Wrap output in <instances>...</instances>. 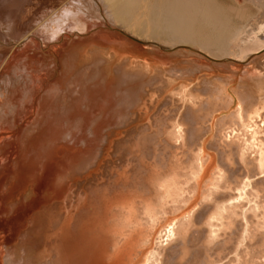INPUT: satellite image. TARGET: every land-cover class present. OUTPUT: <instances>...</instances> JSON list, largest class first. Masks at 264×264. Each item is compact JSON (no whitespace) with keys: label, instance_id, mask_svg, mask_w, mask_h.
I'll return each mask as SVG.
<instances>
[{"label":"rangeland","instance_id":"rangeland-1","mask_svg":"<svg viewBox=\"0 0 264 264\" xmlns=\"http://www.w3.org/2000/svg\"><path fill=\"white\" fill-rule=\"evenodd\" d=\"M64 1L65 0H0V11L2 12V15H0V71L4 68L0 76V91H3L4 94H7L8 88L12 94H18L22 97V99L17 102V108L20 110V120L17 122L14 120L13 116L10 115L7 119L0 122V264H15L14 261L17 262L16 259L11 256L12 253L10 249L14 247V245L17 246V243L20 240H23L27 232L35 226V222H37L42 213H45L50 208L56 207L57 203H61L63 205L67 204L68 207L66 206V210L69 211L70 209V212H72L70 214V216L72 215V218H69L70 224L75 223V221L77 222V215H80L82 209H84V206L73 208L74 210L72 207H70V203H68L70 200L66 199L65 197L63 198V196L66 195L65 191L68 190V186H70L69 190L73 186L71 197L72 200H75L78 198L77 195H90L91 190L93 191V189H97V187H102L104 189L108 187L112 188L109 183L114 182L112 178L115 175L114 172H126L125 174L123 173L122 176L120 175L121 178L119 182H121L122 185L125 183L134 184L139 181V175H136L138 174V162L135 160V158H137V155L141 154H144L145 156L147 155L146 161L148 165L150 163L148 167H150V169L155 173H164L165 170H167V166H169L174 168L179 167L182 172H188L189 175H192V170L189 169V164L196 161L194 158L197 155L201 160V164L206 165H203L205 167V174L200 180V188L199 191L195 193V195L191 194L189 196L184 193L185 196L187 195L188 200L185 198L187 204L182 206L180 205L179 208L177 207L170 210L171 212L168 211L169 213L166 215V218L159 220L160 224L158 223L156 225V230L154 233L152 232L151 239H146L147 242L149 241L148 246L147 243H145L146 245L144 246V243H141L140 245L136 244L137 246L142 245L143 247H139L141 250H135L136 245H134V243L131 246V249L134 248L135 251L128 257H125V255L121 257L118 264H129L130 261V264L148 263L150 260V254H148V252H155L156 242L158 240H163V237L158 239L156 238L159 236V234H165V229L170 231L172 238L164 237L166 238V243H163L165 245L167 244V248L164 250V252H162L163 250L160 251L161 256H159H163V260H160L161 264L163 263L162 261H164L163 264H205L204 260L207 259H209L208 262H212V264H235V259H238L241 256H245L244 259L246 262L248 261V263L252 260L253 263L250 264L264 263V235L262 233H256L255 231L258 226V219L252 213V209L250 208L252 204H247V201L251 202L249 194L247 196V200H244L242 203L240 201L236 203L238 207L235 206L234 209L237 211V213L233 215V221L231 220L232 222L226 219H211V223L203 220L206 219V215L213 209L214 206L217 208V206L230 205L229 203H231L230 201L232 200H234L233 202L237 201V196L240 194L239 188L241 185L239 186V184H241V181L250 180L249 186H251L247 187V193L250 190H261L260 194L264 196V168L260 173L259 171H255L253 169V167L255 168L256 164L257 166L260 164V157L262 154L257 152L258 150L255 151V153H253L254 151L251 153L250 151L246 150V152H249L250 154L246 153L247 155L244 159L247 163H244V166L246 167V173H244L245 171L240 169L242 167L239 166L236 155L234 156L232 153H227V151H233L235 148H237V146H240L241 149L242 143H244L246 140H250H248L249 136L246 134L251 132L254 133L256 130L260 132V135H258L260 136L259 140H257L260 143H264V109L259 111L261 114V116L259 115V118L254 113H248L249 105L247 103L249 100L247 97L250 96V91H247V83L245 78L247 66L253 65V62L257 64L258 67L261 66L260 69H264V55L256 54L250 62L242 65V63L236 60V58L233 56L223 59L219 58L220 60H216L218 59L217 56L219 55V52H217V56L214 57L216 55L215 51H218L215 50L216 47L204 46L209 37L215 39L220 36L223 31H226V33L229 35L231 34L230 36H232L237 31L246 27L249 23L251 24L253 19V23H256V21H258L257 16L262 13L264 4H261L256 0H235L236 3L238 2L240 5H238V3L235 4V2L231 3L234 0H229L231 2L228 0H194V5L195 7L197 6L196 8L193 7L196 9L194 11L195 18L194 20L190 21L188 26L190 27V32L195 31L191 32L193 38H191V43L193 41L192 45L191 43H179L180 46H177L179 45L177 44L176 46L171 47L163 43L156 44L139 38L138 36L125 31L124 28L116 26L109 18V15L105 9L106 5H104L102 11H99L101 12V21L98 19L99 23L97 22L94 24L95 26L91 24V29L88 28L86 29L87 31L83 30L84 32H79L76 30L72 32L70 31L72 34L70 39L72 40L77 39L76 36L80 40L87 38L90 40L91 36L96 34L98 36H105L107 38L106 43L111 42V44H108L109 47L116 45L120 52H123L129 56L132 55L130 56L131 63L133 64V66L131 65L132 67H138L141 65V62H145L141 68L143 72L149 70L148 73L144 72L147 75L149 83L148 86H146L145 91L142 92L140 101L136 103L134 110L132 109L134 114H132L130 119H128L126 122L118 121L115 123L117 120L116 116L113 115L111 111H109L112 107L111 100L98 105L93 110L86 111L87 122L84 123V128L81 126L79 128H74L71 131H65L66 134L63 132L62 136L57 139L56 144L59 145L58 156H56L57 160L55 159L52 162L50 168H48V174L47 171L45 172L44 168V165L48 167V163H45V160L42 161L41 155L37 153L36 150L34 151L32 146L28 144V141L26 140V132L28 129H34V125H36L38 121L45 116V114H48L49 105L51 104L52 100L57 95H60L65 91V88L60 85L58 79L62 71V54L66 49H64V51L62 49H57L58 45L60 44L59 36H46V34L38 28V24H40L48 16L46 13L51 9H55L54 6L58 7V5ZM203 1H206V3ZM101 5L103 6V3H101ZM200 5H202L201 8ZM209 5L212 7L210 8ZM205 7L210 9V13L208 15L210 19L204 14ZM94 8L92 7V9ZM238 12L240 13L239 15ZM199 14L200 17L198 18L197 16H199ZM244 15H246V17ZM8 17L10 18L7 19ZM195 19H197L198 22H196ZM5 20H9V22H11L10 28L5 27L4 25L2 26V23ZM206 20L207 22L209 20L208 24L206 23ZM223 26L225 28H222ZM35 28H37L36 30L38 32L34 31ZM229 30L232 33H230ZM40 31L41 33L43 32V34H41ZM77 32L78 34L76 35ZM194 33H196V37ZM27 35L31 36L30 39L35 37L36 39L33 40L36 43L33 44V42L29 41L30 39L28 40L29 42L24 39ZM18 41L21 43L19 46L20 49H15L14 52V47ZM69 43L70 44L68 45L67 50H70L73 46L71 42ZM209 50L214 54L212 55ZM79 51L82 54L84 52V48H81ZM87 52L90 54L88 49L86 54ZM14 53L18 56L24 55V58H22V63H17L18 61L16 62V59H13L16 58ZM31 55L34 58H31L32 60L28 58V56ZM3 56L4 59L6 58L5 60L8 59L6 61L7 63L12 59L8 63L10 65L4 62L5 60L3 59ZM8 56H10L11 59H9ZM261 56L262 58H260ZM5 63L6 66H4ZM27 63L31 65H28L29 67L25 68ZM137 64L138 66H136ZM33 67L35 72V74H33L35 76L37 75L36 77L39 79L37 84H40V82L42 84H40V87L37 91L35 90L33 91V94H30V89H28V87L26 88L25 85L30 84L29 77H27V70L30 71ZM171 68H182V74L180 72H175L174 74L170 71ZM37 69L39 70L36 74L35 70ZM20 75L23 76L20 77ZM19 77L20 79H18ZM22 83L23 85H21ZM215 84L220 85V88L218 91H216L214 88L212 93L209 89L213 88V85ZM71 86L72 92H79V87H75L74 85ZM219 92L222 94L221 103H215L217 105L213 106L214 100L212 99V94H215V97L220 96ZM247 93L249 95H247ZM33 96L35 97V100H33ZM0 97L3 99V94H0ZM5 99H7V97ZM208 101H211L212 105H209ZM207 105H209L211 108H209V111ZM102 107L104 108L102 109ZM108 107L109 109H107ZM191 109H193L195 116L199 115L201 118H198L197 116L196 121H193L191 116H188L190 115L189 111H191ZM239 109L242 110V126L240 127V123L239 125L237 122L232 123L235 119L234 116L239 113ZM15 113L17 114L16 111ZM94 114L100 115V118H102L105 114L106 117L108 116V119L105 117L102 120H98V122H94ZM255 118L256 120H252ZM28 123H30V125H28ZM112 123L113 125H111ZM99 125L104 127L101 128ZM105 126L107 127L105 128ZM98 127L100 129H98ZM94 128L97 129V131L94 130ZM196 129L199 130L198 133ZM80 130L84 133H82ZM13 132H15V134L12 135V137H14L12 139V137L10 138L9 135H11ZM193 132L197 133L198 135L194 137ZM97 133H100V136H98ZM104 134L108 136L105 137ZM219 136L223 137L224 140L221 141ZM5 137H9L10 139H6ZM17 137L20 138V142L19 138ZM144 137L146 138L147 142L145 147L142 146L139 148H132L135 153L133 155L128 154V146ZM2 138L4 140L1 141ZM14 139H16L15 141H17V143L14 141ZM166 140L172 142V144ZM254 140L251 139V141ZM11 141L16 143V145H13L14 147H10L12 143H14ZM258 141L255 142L258 143ZM108 143H110V145ZM106 144L109 146L106 147ZM167 146H169V148H167ZM102 147H105L106 151ZM13 149L18 150V153L15 151L16 153L14 152L12 155V157L14 156V160L11 159V155L8 156L9 154L13 153ZM96 149L98 151L97 153L99 157L97 160L100 161L101 159L99 164L96 163L95 160L92 166H90V168L87 170H82L79 172L75 171V173L71 168L73 162L77 163V161H79V158L76 157L77 155L75 154L86 152L89 153V150L94 151ZM99 149L101 150L100 154ZM9 151L10 153H8ZM5 153H8V155ZM193 154L194 158L190 156ZM234 154L236 153L234 152ZM19 155L20 157H18ZM158 155L164 157L161 158ZM227 155H231L229 156L230 158ZM53 157H50L49 160H51ZM169 157L170 159L171 157H174L172 159L175 161V163L173 162L174 164L169 163L172 162L169 160ZM225 157H228V159H225ZM130 158L131 161L128 160L130 163L128 162L126 165L127 159ZM165 158H168L167 162ZM74 159L75 161H73ZM156 159L158 163L160 161V165H157V162L155 163ZM225 160L229 165H231H226L224 162ZM123 163L127 167H125ZM164 163L166 166L163 165ZM210 164L211 166H209ZM187 166H189V168H187ZM257 166L256 168H259ZM218 171L222 174L225 173V177H222L224 181H221L222 178H220V182L218 181L221 188H218V186L215 188V183H213L214 185L211 184L214 182L215 178H219V173H217ZM233 171L235 173H233ZM55 172H58V179L56 178L54 180L56 176L54 174H57ZM41 174H44L46 177L43 178ZM66 174L69 176L68 178ZM246 174H248L247 179L245 177ZM30 176L32 177L30 180L32 179L34 181L28 182V177ZM61 176H64V178L66 176V180L68 182H66V180L63 181V179L60 178ZM38 178H40V180ZM184 181H186V178H184ZM63 188L64 191H62ZM13 189L15 190L13 191ZM212 191L214 193H212ZM154 192L155 195L156 192L158 193V191H153V193L150 192V194L154 195ZM129 195L131 196L132 200V193H129ZM125 196L127 197V195ZM152 200L155 199L152 198ZM79 210H81L80 213ZM74 215H76V217ZM239 222H242V225L239 224ZM165 223H167V225H165ZM228 223L230 224L229 227H227ZM186 224L190 225L186 226ZM243 224L247 225L248 230L251 229L252 232H254V235L251 238H245L244 243L242 241L240 242L242 232H240L241 230H238L242 228ZM184 225L186 226V231L181 230ZM162 230L164 232H162ZM207 232L208 235L206 234ZM55 238L57 239L58 237ZM56 239L52 238V241H55ZM261 240L263 242H261ZM201 241L207 242H203V244ZM183 243L186 244V247H184L187 248V253H185L186 255H183L184 258H182V256L179 257L178 252L180 247V249H182ZM202 244L206 245V248ZM243 244L245 247H243ZM126 248L128 249V247ZM144 256L146 260H144Z\"/></svg>","mask_w":264,"mask_h":264},{"label":"bare ground","instance_id":"bare-ground-1","mask_svg":"<svg viewBox=\"0 0 264 264\" xmlns=\"http://www.w3.org/2000/svg\"><path fill=\"white\" fill-rule=\"evenodd\" d=\"M197 1H199V0H197ZM236 1H239V0H236ZM236 1L234 0L232 2L231 1H229V2H231V3L235 2V4H237L238 2L236 3ZM256 1L260 2L261 4H264V0H256ZM47 3H48V1H47ZM101 3H103V6L101 5ZM204 3H206V1ZM194 4H195L194 0H184V1L183 0H102V1H100V0H65L63 3L58 5V7L54 6L55 9H51L50 11H48L46 13L48 16L40 24H38V28L40 30H42L46 34V36H50V37L59 36V38H60L59 43L60 44L58 43L59 45H58L57 49H59V50L62 49L63 51H64V49H66V50L62 54V58H63L62 59V66H61L62 71H61L60 77L58 79V82L60 83V85H62L65 88L64 89L65 91L62 94L57 95L52 100L51 104L49 105L48 114H45V116L41 120H39L36 125H34V129L33 130L28 129L26 132V140L28 141V144L32 146V149L34 151L36 150V152L41 155L42 161L45 160L46 161L45 163H48V167H46V165H44L45 172L46 171H47V173L49 172L48 168H50L52 162L56 159V156H58L59 145L56 144L57 139L60 136H62L63 132L71 131L74 128H79V127L83 126L84 123L87 122L86 111L93 110L98 105H100L102 103H106L108 100H111L112 101V107L110 108L109 111H111V113L116 116L117 120L115 123H117L118 121L126 122L128 119H130L132 114H134V112H132V111L134 110L136 103L138 101H140V96H141L142 92L145 91L146 86H148V83H149L147 75H146V73H144V72L148 73L149 70L143 72V70L141 68L145 62L144 63L141 62V65H139V66L137 64L136 66H138L139 68L138 67H132L133 64L131 63V57H130L132 55L129 56L127 54H124L123 52H120L117 49L116 45L115 46L112 45L109 47L108 44H111V42L106 43L107 38L105 36H98L96 34V35L91 36L90 40L87 37H86L87 39L80 40L76 36L77 39L72 40V39H70L71 35H72L71 32L74 30L79 31V32H84L83 30H86L88 28L91 29L90 28L91 24H93V26H95L94 24H96L98 22V19L99 20L101 19L100 18L101 12H99V11H102L104 5H106L105 9L109 15V18H110V20H112L114 22V24L116 26L122 27L125 29V31H128L131 34L136 35L139 38H142L146 41H150V42L156 43V44L163 43V44H166L168 46L174 47L179 43H184V44L185 43H191V40L193 39L191 32H195V31L190 32L189 31L190 27H188V26L190 24V21L194 20V18H195L194 17V11L196 9L193 8V7H195ZM238 5H240V4L238 3ZM201 6L202 5H200V8H201ZM92 7L93 8L95 7V8L92 9ZM206 7H205V9L203 8L204 14H205V16H207L209 18L208 15L210 13L209 12L210 9H208ZM209 7H210V5H209ZM258 8H260V7H258ZM201 12H199V13H201ZM239 14L240 13L238 12V15ZM243 14H245V13H243ZM243 14H242V16H243ZM0 15H2V12ZM5 15H7V14H5ZM5 15H3V16H5ZM244 16L246 17V15H244ZM10 17H8L7 19H9ZM105 17H103V18H105ZM197 17L199 18L200 14ZM251 17H252V15H251ZM257 17H258V19H257L258 21H256V19H255V21H256V23L254 22L255 25L253 23V21H254V19H253L251 24L249 23L246 27L237 31L232 36H230L231 34L229 35L228 33H226V31L224 32L220 28L223 31L221 33V35L218 37L216 36L217 38H215L213 35V37L215 39H212L209 37L208 40L205 42L204 46L216 47V49L213 48L215 50H218V51H215L216 55L214 57H216L218 54L217 52H219V55L217 56L218 59H216V60H220L223 58H228L230 56H233L234 58H236V60H238L240 63H242V65H244L247 62H250L256 54L264 55V6H263L262 13ZM213 18H214V16H213ZM213 18H212V20H213ZM0 19H1V17H0ZM250 19H252V18H250ZM5 21L2 23V26L4 25L5 27L10 28L11 22H9V20H5ZM195 21L198 22L197 19H195ZM208 22H209V20H208ZM208 22L206 20L207 24H208ZM193 23H194V21H193ZM212 24H214V23H212ZM0 28H1V26H0ZM222 28H225V27L223 26ZM36 29L37 28H35L34 31H37ZM207 30H209V29H207ZM227 30H228V28H227ZM43 32L41 33V31H40L41 34H43ZM229 32L232 33L230 30H229ZM77 34H78V32L76 33V35ZM214 34H216V33H214ZM194 35L196 37V33H194ZM30 37L31 36L27 35L24 39H26L28 41L30 39ZM33 39H36V38L35 37L31 38L29 41L33 42V44H34L36 42ZM69 39H70V41H69ZM197 41H196V43H197ZM69 42H71L73 44V46L70 50H67V47L70 44ZM192 43H193V41H192ZM192 43H191V45H192ZM121 44H123V43H121ZM20 45H21V43L18 41V43L14 47V52H15V49H18ZM177 46H180V44ZM197 46H199V45H197ZM81 48H84V52L82 54L79 51ZM87 49L90 51V54H88V52L86 54ZM205 51H206V49H205ZM209 52H210V50H209ZM211 54L213 55L214 53H211ZM12 55H13V52H12ZM14 55H15V53H14ZM32 55L28 56V58L29 59L33 58ZM10 56H11V54H10ZM10 56H8L9 59H11ZM15 56H16V58H13V59L14 60L16 59L15 61L16 62L18 61L17 63H22V58H24V55H20V56L15 55ZM59 56H61V55H59ZM34 58H35V54H34ZM260 58H262V56ZM260 58H258V59H260ZM3 59H4V56H3ZM7 60H5L4 62H6ZM132 60H134V59H132ZM140 61H139V63H140ZM256 61H257V59H256ZM33 62H35V61H33ZM6 63H5V65L4 64L3 65L6 66ZM252 64L253 65H250V66L247 64L249 67L247 66L246 75H245L246 83H247V91H250V96L247 97L249 100V102L247 103L249 105L248 113H250V114L254 113L259 118V115L261 116L259 111L260 110L262 111V109H264V69H260L261 66L258 67L257 64H255L254 62ZM8 65H10V64H8ZM28 65L29 64L27 63V66H25V68H28L31 64L29 66ZM146 66H147V64H146ZM8 67H10V66H8ZM176 67H177V64H176ZM143 68H144V66H143ZM146 68H148V67H146ZM33 69H34V67L31 68L30 71L27 70V73H28L27 77H29L30 84L25 85L26 88L28 87V89H30V94H33V91H35V90L37 91L40 87V84H42L41 82H40V84H37L39 79L36 77L37 75L36 76L34 75L35 72ZM133 69H135V70H133ZM148 69H150V68H148ZM181 69L182 68H180V69L171 68L170 71L173 72L174 74H175V72L181 73V71H182ZM3 70H4V68H3ZM3 70L0 71V76H1ZM32 70H33V72H32ZM38 70L39 69L35 70L36 74H37ZM22 76L23 75H20V77H22ZM20 77L18 79H20ZM44 77H45V75H44ZM23 83H24V80H23ZM23 83L21 85H23ZM71 85H74L75 87H79V89H80L79 92H76V93L72 92V89H71L72 86ZM213 86H214L213 88L209 89L212 93H213L214 88L216 91H218V89L220 88V85H217V84H215ZM245 87H246V85H245ZM0 94H3V99H2V97H0V122L7 119L10 115H12L14 120L18 122L20 120L19 119L20 110H19V108H17V102L20 99H22L21 95L12 94L8 88H7V94H4L3 91H0ZM221 95L222 94L220 93V96L215 97V94L214 95L212 94V99L214 100L213 106L221 103ZM247 95H249V94L247 93ZM17 96H18V98H17ZM6 97H7V99H5ZM33 100H35L34 96H33ZM4 101H6V102H4ZM211 101H208L209 105L210 104L212 105ZM3 102H4V104H3ZM215 103H217V104H215ZM209 105H207L208 111L210 108ZM103 108L104 107H102V109ZM5 109H6V111H5ZM107 109H109V107ZM193 109H194V107H193ZM193 109H191V111H189L190 115H188V116H191L193 121H196L197 116H198V118H201V116H199V115L195 116L193 113ZM15 111L17 112V114L15 113ZM32 111H33V109H32ZM248 113H246V114H248ZM99 116L100 115H98V114H94V119H95L94 122H98V120H102L103 118L106 117L105 114L103 115L102 118H100ZM107 117H106V119H108ZM234 118H235L234 119L235 121L233 120L232 123L237 122L238 125L240 123L239 127L242 126V110L241 109H239V113L237 115H235ZM110 120H108V121H110ZM245 120H247V119H245ZM252 120H256V118L252 119ZM28 125H30V123H28ZM111 125H113V123ZM99 127H101V126L99 125ZM99 127H98V129H100ZM103 127H101V128H103ZM106 127L107 126H105V128ZM83 128H84V126H83ZM85 129H86V127H85ZM94 130L97 131V129H95V128H94ZM91 131H92V129H91ZM198 131L199 130H197V133H198ZM81 132L84 133L83 131H81ZM94 133H95V131H94ZM100 133L99 134L97 133L98 136H100ZM197 133L193 132L194 137L196 135H198ZM14 134H15V132L11 133V135H9L10 138ZM65 134H66V132H65ZM80 135H84V134H80ZM246 135L249 136L248 140L249 139L250 140L249 141L246 140L244 143H242L241 149H240V146H237V148H235L233 150L236 154H234V152L231 150L227 151V153H229V154L232 153L234 156L236 155L239 166L242 167L240 169L244 170L245 171L244 173H246V167L244 166L245 165L244 163H246V160H244V159L247 155L246 153H249V152H246V150L250 151L251 153L253 151H254L253 153H255V151L258 150L257 152H260L262 154L260 157L261 162L257 166L256 160H255L256 165H255V168L253 167V169L255 171H259V173H260L261 171H263V168H264V143H260L258 141L259 137H260L258 135H260V132L258 130H256L254 133L251 132V133H247ZM16 136H15V138H16ZM104 136L106 137L108 135L104 134ZM219 137H220L221 141L224 140L223 137H221V136H219ZM5 138L7 139L9 137H5ZM13 138L14 137H12V139ZM17 138H19V137H17ZM251 139L252 140L255 139V140L251 141ZM2 140H4V139L2 138L1 141ZM15 140L16 139H14V141ZM14 141H11V142H14ZM166 141L170 142L168 140H166ZM255 141H258V143H256ZM15 142L17 143V141H15ZM15 142L12 143V145L10 144L11 145L10 147H14L13 145L14 144L16 145ZM19 142H20V138H19ZM146 143L147 142H146L145 137L140 138L137 142H135L133 144L131 143L127 148L128 154L133 155L135 153V151H133L132 148H139L142 146L145 147ZM170 143L172 144V142H170ZM108 144L110 145V143H108ZM108 144H106L107 145L106 147L109 146ZM234 144H238V143H234ZM254 145H255V147H254ZM169 146H167V148H169ZM256 147H258V148H256ZM102 148H104V150L106 149L105 147H102ZM102 148H101V150H102ZM101 150L99 149V154L101 153ZM15 151L17 152L18 150L13 149L12 154L8 155V153H10V151L8 153H5V154H7L8 156L11 155L10 157H12V155L14 154ZM88 152L89 153H87V152L86 153H78V154H83V155H78L77 153L75 154V155H77L76 157L79 158V161H77V163L73 162V161H75V159L72 161L73 164H72L71 168L74 172L87 170L88 168H90V166H92V164L94 163L95 160H96L95 162L99 164L101 159H100V161L97 160V159H99L97 149L94 151L89 150ZM164 152H165V150H164ZM225 154H224V156H225ZM146 156L144 154L143 155L141 154V155H137V158H135V160L138 162V171H137L138 174H136V175H139L140 180L134 184H126L124 182L125 186L122 185V183L119 181L121 178L120 175L122 176V174L124 172L123 173L114 172L115 175H114V177H112L114 182L109 183L112 188H109V187L105 188V189L102 187H97V189L94 188L95 190L94 189H93V191L91 190L90 195H87L88 197L85 196V194L83 196L81 194L80 196H82V197H80L76 194L78 197L77 199H75L76 201L72 200V197H71L72 196L71 192L73 190L72 189L73 186L70 188V190H69L70 186H68V188H67L69 190V191L67 190L68 194H67V191H65L66 195L64 194L65 196H63V198L65 197L66 199L70 200V202H68V203H70V207H72V209H73L76 207L79 208V207L84 206V209L80 208V209H82V211L79 210V213H80V211H81V213H80V215H77V217H78L77 222L74 220L75 223L70 224L69 218L70 217L72 218V215L70 216V214L72 212H70V209H69V211L66 210L68 207L67 204L63 205L61 203H59V204L57 203L56 207L50 208L45 213H42L40 218H38L37 222H35L36 224L34 223L35 226L33 225L34 227H32V229L27 232V234L23 238V240L22 241L20 240L21 242L19 241L17 243V246L14 245V247H12L10 249V251L12 253L11 256H13L17 261V262L14 261V263L15 264H118L119 259L121 257H123L124 255H125V257L130 256L131 253H133L135 250H139L142 246V245L141 246H137V245L144 243L143 244V246H144V245H146L145 243H147V246H148L149 241L147 242L146 239L147 238L151 239V234H152V232L154 233V231L156 230V228H155L156 225L158 223L160 224L159 220H163L164 218H166V215L169 213L168 211L175 209L177 207L179 208L180 205L181 206L186 205L187 204V202H186L187 195H189V196L191 194L195 195V193H197L199 191L200 180L202 179V177L205 174V172H204L205 167L203 166L205 164H201V162H200L201 160L199 159V157L196 155L194 158V154H193L190 156L193 157L194 159H196V161L195 162L191 161L192 162V163H190L191 165L189 164L190 168H189V166H187V168L192 170V175H189L188 172H182V170H180L179 167L174 168V167H169V166H167V168H166L167 170L164 169L165 170L164 173H155L154 171H152L150 169V167H148L150 165V163L148 165V163L146 161V158H147ZM158 156H160V155H158ZM168 156H171V155H168ZM227 156L229 157L231 155H227ZM13 157L11 159L14 160ZM18 157H20V155ZM50 157H53V158H51V160H49ZM162 157H164V156H162ZM228 157H225V159L226 158L228 159ZM173 158L171 157V159H170V157H169V160L172 161L169 163H173V162L175 163V161L172 160ZM72 159H73V157H72ZM7 160H8V158H7ZM19 160H20V158H19ZM128 160L131 161V158L127 159V162L125 161L126 165L129 162ZM191 160H193V159H191ZM167 161H168V158L166 159V162ZM17 162H18V159H17ZM156 162H157V165L160 163V161L158 163L157 159L155 160V163ZM224 162L226 165H229L226 162V160ZM207 163H208V161H207ZM211 163H212V161H211ZM123 165L125 166L124 163H123ZM163 165H165V163ZM176 165H177V162H176ZM161 166H162V163H161ZM178 166H179V164H178ZM209 166H211V164ZM256 166L259 168H256ZM125 167H127V166H125ZM124 168H121V169H124ZM207 168H209V167H207ZM161 170H162V168H161ZM206 171H208V170H206ZM55 173H57V174H54V175H56L55 178L51 176L52 178H54V180L58 176V172H55ZM217 173H219V178L218 177L215 178L214 182H212L211 184L215 183L216 184L215 188H217V186H218V188L219 187L221 188V186L219 184V182H220L219 180L223 176L225 177V173L222 174L219 171ZM233 173H235V172L233 171ZM39 174H40V172H39ZM41 176L43 178L46 177V176H44V174H41ZM66 176H67V174H66ZM66 176H65V178H64V176H61L60 178L63 179V181H65L69 177V176H67V178H66ZM237 176H238V174H237ZM247 176H248V174L245 175L246 179H247ZM28 178H29L28 182L34 181L32 179L30 180V178H32L31 176ZM43 178H42V180H43ZM184 178H186V181H184ZM234 178H236V177H234ZM38 179L40 180V178H38ZM61 179H60V182H61ZM222 179H221V181L223 182L224 179L223 180ZM128 180H130V179H128ZM236 181H235V183H236ZM66 182H68V181L66 180ZM249 182H250V180L249 181L244 180V181H241V184H239V186L241 185L239 188L240 194L237 196L236 202H233L234 200H232V201H230L231 203H229L230 205H224V206H219V207L217 206V208H215L216 206H214L213 209L206 215V219H203V220L207 221L209 223H211L210 222L211 219H217V220L226 219V220H229L230 222H232L233 221V215L237 213V211L234 209L235 206L238 207L236 205V203L238 201H240L242 203L244 200H247L248 199L247 196L249 194L250 198H251V202L247 201L248 202L247 204H249V203L252 204L250 208L252 209L253 215L258 219V226L256 225L257 229H255V231H256V233L258 232V233H262L264 235V232H262V231H264V196L260 194L261 190L260 191H258V190H252L251 191L250 190L247 193V190H248L247 187L251 186V185L249 186V184H250ZM213 185H210V186H213ZM14 190L15 189H13V191ZM62 191H64V188ZM153 191H158V193L156 192V195H155V192H154V195H151L150 192L153 193ZM213 191H214V188H213ZM213 191H212V193H214ZM129 193L130 194L132 193V197H133L132 200H131V196L129 195ZM184 193H186L187 195L185 196ZM12 194H13V192H12ZM125 195H127V197H129V198H127ZM152 198L155 200H152ZM38 203H40V202H38ZM133 203H134V205H133ZM36 206H38V205H36ZM64 206L65 207L67 206V207L65 208ZM74 216L76 217V215H74ZM203 218H204V216H203ZM253 219H254V217H253ZM172 221H174V220H172ZM241 223L239 222V224H241ZM165 225H167V223H165ZM189 225L186 224V226H189ZM186 226L184 225L185 228L183 227L181 230L186 231ZM229 226H230V224L228 223L227 227H229ZM247 228H248L247 225L243 224L242 228L238 229L239 231L241 230L240 232L243 233V234L241 233L240 242L242 241L244 243L245 238L249 239L254 235V232H252L251 229L248 230ZM163 230H162V232L165 231L164 232L165 234L162 233V234H159L158 237L156 236L157 237L156 239L163 237V240L162 241L158 240L156 242L155 249L157 251L155 250V252L153 251L151 253L148 252V254H150V260L146 264H161L160 260L161 259L163 260V256L160 257L161 256L160 251L163 250L162 252H164V250L167 248V246H166L167 244L165 245L163 242L166 241L167 237L172 238L170 231H168L166 229L164 231ZM142 232H144V233H142ZM206 234L208 235V232ZM239 235H240V233H239ZM15 236H17V235H15ZM13 237H12V240H13ZM55 237H58V238L56 239ZM164 237H166V238H164ZM52 238H54L56 240L52 241ZM131 239H133L135 242ZM15 241H16V238H15ZM203 242H207V241H203ZM261 242H263V241L261 240ZM133 244L134 245L137 244L135 246L136 247L135 250H134V248L131 249V246ZM184 246L186 247V244L183 243L182 249H180L181 247L178 249L179 257L182 256V258H184L183 255H186L185 253H187L186 252L187 248H185ZM203 246H205V248H206V245H203ZM126 247H128L129 250ZM243 247H245L244 244H243ZM207 251H208V249H207ZM202 252H198V253H202ZM137 253H139V252H137ZM242 254H243V251H242ZM246 254H247V252H246ZM145 256H144V260H146ZM261 256H263V255H261ZM244 258H245V256H241L238 259L236 258L234 261L235 264L253 263L252 260L249 263H248V261L246 262ZM246 258H247V256H246ZM208 260L209 259L204 260L205 264H212V262H208ZM130 262H129V264H130ZM162 262L164 263V261H162ZM179 262H180V260H179ZM124 264H126V263H124ZM260 264H264V263H260Z\"/></svg>","mask_w":264,"mask_h":264}]
</instances>
